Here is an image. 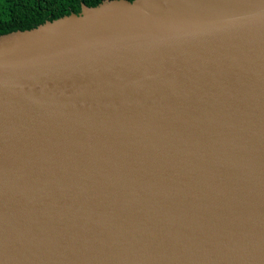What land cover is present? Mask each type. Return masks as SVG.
<instances>
[{"label": "water", "instance_id": "obj_1", "mask_svg": "<svg viewBox=\"0 0 264 264\" xmlns=\"http://www.w3.org/2000/svg\"><path fill=\"white\" fill-rule=\"evenodd\" d=\"M0 264H264V0L1 34Z\"/></svg>", "mask_w": 264, "mask_h": 264}, {"label": "trees", "instance_id": "obj_2", "mask_svg": "<svg viewBox=\"0 0 264 264\" xmlns=\"http://www.w3.org/2000/svg\"><path fill=\"white\" fill-rule=\"evenodd\" d=\"M102 0H0V35L36 27L70 13L81 5L95 6Z\"/></svg>", "mask_w": 264, "mask_h": 264}]
</instances>
